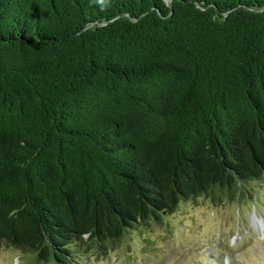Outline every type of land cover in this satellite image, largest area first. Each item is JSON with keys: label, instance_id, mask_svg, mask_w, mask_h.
Instances as JSON below:
<instances>
[{"label": "trees", "instance_id": "1", "mask_svg": "<svg viewBox=\"0 0 264 264\" xmlns=\"http://www.w3.org/2000/svg\"><path fill=\"white\" fill-rule=\"evenodd\" d=\"M263 178L264 0H0V242L81 264Z\"/></svg>", "mask_w": 264, "mask_h": 264}, {"label": "rangeland", "instance_id": "2", "mask_svg": "<svg viewBox=\"0 0 264 264\" xmlns=\"http://www.w3.org/2000/svg\"><path fill=\"white\" fill-rule=\"evenodd\" d=\"M264 178L239 196L204 195L180 202L161 221L127 232L81 264H264ZM0 264H53L0 242Z\"/></svg>", "mask_w": 264, "mask_h": 264}, {"label": "bare ground", "instance_id": "3", "mask_svg": "<svg viewBox=\"0 0 264 264\" xmlns=\"http://www.w3.org/2000/svg\"><path fill=\"white\" fill-rule=\"evenodd\" d=\"M260 224H264V219H259Z\"/></svg>", "mask_w": 264, "mask_h": 264}]
</instances>
